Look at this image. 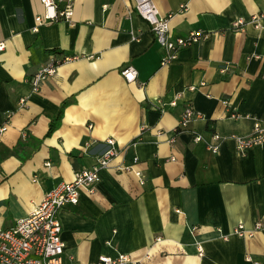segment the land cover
<instances>
[{"label":"crops","instance_id":"0c3cea01","mask_svg":"<svg viewBox=\"0 0 264 264\" xmlns=\"http://www.w3.org/2000/svg\"><path fill=\"white\" fill-rule=\"evenodd\" d=\"M153 1L171 34L205 32L164 65L132 0H71L69 17L41 24L40 0H0V123L11 113L0 137V225L91 166L112 138L116 153L93 190L58 211L63 264L121 253L142 264H255L246 254L264 264V227L231 233L264 220V143L243 156L231 138L216 152L205 145L214 131L248 133L251 116L264 115V15L250 22L264 0ZM50 56L70 59L32 89ZM125 64L135 80L120 74ZM185 102L200 116L176 130Z\"/></svg>","mask_w":264,"mask_h":264},{"label":"built area","instance_id":"2783aa9c","mask_svg":"<svg viewBox=\"0 0 264 264\" xmlns=\"http://www.w3.org/2000/svg\"><path fill=\"white\" fill-rule=\"evenodd\" d=\"M43 11L34 17L36 24L49 22L58 17H69L71 15V0H67L65 7L59 9L57 0H40ZM133 9L149 24L151 31L162 48L160 64L164 65L175 59L180 48L188 46L205 36L201 28L192 29L183 35H173L170 32V15L160 14L153 0H132ZM264 15V7L261 11L250 16V22L258 25L260 17ZM241 18L234 20L233 25L242 23ZM4 41H0V50L4 48ZM69 56L61 58L50 56L47 61L31 76L28 81L32 89H36L40 80L52 74L56 66L66 60ZM136 69L131 64H125L120 68V74L124 80L130 82L136 78ZM193 88V87H190ZM175 94L169 101L170 105L177 104ZM224 102V101H223ZM20 104H24V98H20ZM182 111L177 122L176 130L183 129L194 117L200 116L190 102L182 103ZM11 113H3V121L0 123V137L6 130ZM252 124L250 131L246 134L229 133L222 134L213 132L209 140L205 142L206 148L212 152L219 149L221 142L227 138L234 141L237 152L243 156L246 151L264 143V115L251 116ZM24 132H22V136ZM172 141L173 138H170ZM193 140H201L199 134L193 136ZM107 147L97 156L95 162L88 167H82L73 172V177L69 181L61 180L43 192L38 203L24 216L16 218L9 226L0 225V264H63L64 242L61 238V224L58 218L60 208L75 204L78 201L81 189L92 191L94 185L100 180V170L106 167L115 155L113 139H106ZM173 158L172 156L170 157ZM136 160V157L134 158ZM120 170H133L130 165H118ZM134 171V170H133ZM140 177V182L144 181V176L135 171ZM264 227V220L257 219L252 229H246L242 223H238L232 228L231 233L239 236H251L255 229ZM228 234H223L222 238L227 239ZM201 249L199 254H201ZM146 257V255L144 256ZM245 259L258 263L249 254ZM79 264H142V258H134L127 253L114 256L100 255L96 260Z\"/></svg>","mask_w":264,"mask_h":264},{"label":"trees","instance_id":"16d2710c","mask_svg":"<svg viewBox=\"0 0 264 264\" xmlns=\"http://www.w3.org/2000/svg\"><path fill=\"white\" fill-rule=\"evenodd\" d=\"M59 113H60V111L57 113V115H56V117L54 118V119H56V118H58V116H59ZM54 121L53 122H51V124H50V126H49V128H48V131H47V133H50L52 130H53V128H54Z\"/></svg>","mask_w":264,"mask_h":264}]
</instances>
